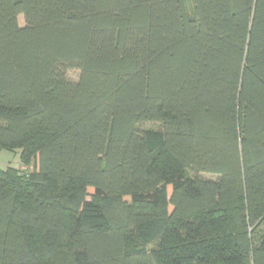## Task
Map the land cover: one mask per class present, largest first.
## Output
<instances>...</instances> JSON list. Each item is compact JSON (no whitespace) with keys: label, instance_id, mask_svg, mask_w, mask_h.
I'll use <instances>...</instances> for the list:
<instances>
[{"label":"trees","instance_id":"obj_1","mask_svg":"<svg viewBox=\"0 0 264 264\" xmlns=\"http://www.w3.org/2000/svg\"><path fill=\"white\" fill-rule=\"evenodd\" d=\"M1 148L0 264H264V0H0Z\"/></svg>","mask_w":264,"mask_h":264},{"label":"rangeland","instance_id":"obj_2","mask_svg":"<svg viewBox=\"0 0 264 264\" xmlns=\"http://www.w3.org/2000/svg\"><path fill=\"white\" fill-rule=\"evenodd\" d=\"M191 3V2H190ZM192 5V3H191ZM20 24L24 25L25 24V19L24 16L21 15L19 18ZM68 76L70 79L72 80H78L80 77V71L78 69H71L68 72ZM144 128H159V124L157 123H145L142 125ZM45 134L43 135H47L50 133L45 131ZM22 163V150L20 148L17 149H7V148H1L0 149V167H2L3 169L7 168V167H13V168H18L21 167ZM31 169V167L29 168ZM202 176H204L205 178H210V179H214L217 178V176L215 174L212 173H202ZM39 240V239H37Z\"/></svg>","mask_w":264,"mask_h":264}]
</instances>
